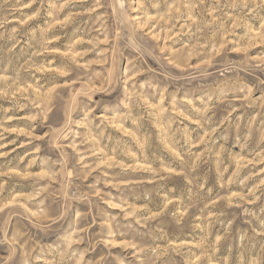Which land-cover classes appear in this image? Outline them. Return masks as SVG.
Returning <instances> with one entry per match:
<instances>
[{"label": "rangeland", "instance_id": "1", "mask_svg": "<svg viewBox=\"0 0 264 264\" xmlns=\"http://www.w3.org/2000/svg\"><path fill=\"white\" fill-rule=\"evenodd\" d=\"M0 264H264V0H0Z\"/></svg>", "mask_w": 264, "mask_h": 264}]
</instances>
